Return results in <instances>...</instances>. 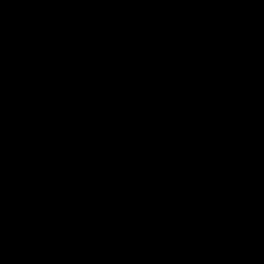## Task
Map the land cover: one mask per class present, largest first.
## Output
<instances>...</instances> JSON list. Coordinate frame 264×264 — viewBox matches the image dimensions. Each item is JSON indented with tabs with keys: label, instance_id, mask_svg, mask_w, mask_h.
Instances as JSON below:
<instances>
[{
	"label": "trees",
	"instance_id": "1",
	"mask_svg": "<svg viewBox=\"0 0 264 264\" xmlns=\"http://www.w3.org/2000/svg\"><path fill=\"white\" fill-rule=\"evenodd\" d=\"M197 1L0 0V186L119 151L100 186L28 212L16 239L43 242L0 264H264V133L225 127L264 102V7L243 22L238 0ZM196 2L212 31L204 56L189 35ZM156 122L171 131L148 142ZM159 180L165 195L114 241L72 243L48 226Z\"/></svg>",
	"mask_w": 264,
	"mask_h": 264
},
{
	"label": "rangeland",
	"instance_id": "2",
	"mask_svg": "<svg viewBox=\"0 0 264 264\" xmlns=\"http://www.w3.org/2000/svg\"><path fill=\"white\" fill-rule=\"evenodd\" d=\"M264 7V0H238V9L236 14L237 21L248 22L256 18ZM197 24V23H196ZM195 25H191L189 35L192 38L197 52L202 56L206 51V42L203 32ZM176 81V77L174 78ZM175 84H172V87ZM201 116V114H200ZM155 124H158L156 122ZM153 125L151 134L157 132V137L149 140L161 141L166 137L172 128L171 123L164 125ZM165 154L169 148H165ZM116 155V154H115ZM111 156L109 158L97 161L94 164H87L78 167L75 172L64 174L61 178L55 176L49 180L42 181L39 186L31 185L39 179H43L50 172L41 169L39 173L32 175H19L8 179L0 186V255L24 253L33 250L36 245L43 242L39 233H35L32 239L18 240L15 236V229L25 220L28 212L43 211L45 209V199L49 197H61L65 194L67 188L77 186H100L109 175V168L114 166L118 158ZM210 158L214 162L223 159L222 152H212ZM93 160V159H92ZM91 160V161H92ZM51 167H55L50 164ZM182 171L177 172L171 178L174 182ZM3 175V169H0V176ZM1 185V183H0ZM166 185L159 181H148L143 183L135 192L128 195H120L101 203L99 206L92 207V210L85 211L77 215V211L69 209L60 214L58 221L53 225H48L55 236H65L72 243L84 241L79 239L78 232L80 227L91 217L103 211L106 208L120 207L130 205L140 213L141 203L145 198H157L165 195ZM39 220L31 223H38ZM47 223L46 220H43ZM23 248V250H22Z\"/></svg>",
	"mask_w": 264,
	"mask_h": 264
},
{
	"label": "water",
	"instance_id": "3",
	"mask_svg": "<svg viewBox=\"0 0 264 264\" xmlns=\"http://www.w3.org/2000/svg\"><path fill=\"white\" fill-rule=\"evenodd\" d=\"M225 127L229 129L231 135H262L264 133V102L247 103L227 120ZM141 216L142 214L130 205L106 208L80 227L78 237L108 243L134 227Z\"/></svg>",
	"mask_w": 264,
	"mask_h": 264
},
{
	"label": "built area",
	"instance_id": "4",
	"mask_svg": "<svg viewBox=\"0 0 264 264\" xmlns=\"http://www.w3.org/2000/svg\"><path fill=\"white\" fill-rule=\"evenodd\" d=\"M196 5H197V9H198V15L194 17V19L192 20V23H197L196 26L202 30L203 36H204V39H205V42H206L208 36L211 34L212 31L209 30V28L207 27V24H206L205 20L200 15V10H199V6H198L197 2H196ZM191 112L193 114L197 115L200 118L198 112L194 108L191 109ZM100 152H101V157L98 158V159L92 160L90 162V164H94L97 161H100V160L109 158V157H111L113 155L116 156L119 151H115V150H112V149L100 148ZM78 167H82V165L77 166V167L72 168V169H69L67 171H61V172H59L57 174H54V175H47L43 179L41 178V179H39V180H37L35 182H31V185H33V186H39L42 181L49 180V179H51V178H53L55 176H59L61 178L64 174H67L71 170H76Z\"/></svg>",
	"mask_w": 264,
	"mask_h": 264
},
{
	"label": "crops",
	"instance_id": "5",
	"mask_svg": "<svg viewBox=\"0 0 264 264\" xmlns=\"http://www.w3.org/2000/svg\"><path fill=\"white\" fill-rule=\"evenodd\" d=\"M196 51H197V49H196ZM39 172H41V171L39 170L37 173H39Z\"/></svg>",
	"mask_w": 264,
	"mask_h": 264
},
{
	"label": "bare ground",
	"instance_id": "6",
	"mask_svg": "<svg viewBox=\"0 0 264 264\" xmlns=\"http://www.w3.org/2000/svg\"><path fill=\"white\" fill-rule=\"evenodd\" d=\"M195 1V0H194ZM197 1V0H196ZM198 2V1H197ZM80 239V238H79Z\"/></svg>",
	"mask_w": 264,
	"mask_h": 264
}]
</instances>
